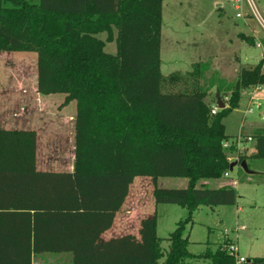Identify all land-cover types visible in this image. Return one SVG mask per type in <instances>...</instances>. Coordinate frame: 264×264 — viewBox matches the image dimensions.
<instances>
[{"label": "trees", "instance_id": "obj_1", "mask_svg": "<svg viewBox=\"0 0 264 264\" xmlns=\"http://www.w3.org/2000/svg\"><path fill=\"white\" fill-rule=\"evenodd\" d=\"M162 25L163 0H0V53L36 51L38 92L65 93V103L77 104L70 171L37 168L36 130L0 126V264H33L43 252H71L73 264H191L194 257L264 264V256L237 263L228 240L195 254L186 233L199 205L238 201L234 186L202 181L231 170L223 141L233 136L224 119L247 88L264 85V54L241 68L224 94L230 92L228 101L211 115L209 89L198 80L204 61L187 72L186 80H196L184 90L162 91ZM240 36L256 44L253 35ZM108 41L116 42V53L105 50ZM178 76L165 81L175 86ZM251 136L254 150L244 149L238 159L249 169L248 159L264 160V128ZM139 176L152 179L156 203L188 209L170 233L163 263L157 212L140 220L139 235L103 238ZM160 176H185L188 183L162 187Z\"/></svg>", "mask_w": 264, "mask_h": 264}, {"label": "rangeland", "instance_id": "obj_2", "mask_svg": "<svg viewBox=\"0 0 264 264\" xmlns=\"http://www.w3.org/2000/svg\"><path fill=\"white\" fill-rule=\"evenodd\" d=\"M30 1L38 3L40 0ZM254 1L264 19V0ZM245 12L249 14L245 19L236 17L235 6L229 0H163L161 71L165 80L172 73L181 76L172 80L175 86L164 80L162 91L184 90L196 80H186L187 72L193 69L194 63L204 61L208 67L198 80L209 89L206 101L211 110L220 101H228L230 92L224 94L236 83L241 68L254 66L264 54L263 46L257 45L264 39V27L248 7ZM241 32L253 35L256 44L242 39ZM101 37L105 39L106 33ZM105 50L116 53V42H106ZM37 60L36 51H1L0 126L6 129H35L38 126L37 168L68 171L75 145L76 100L65 103V93H38ZM222 81L227 84L222 85ZM257 94L260 96L256 97L261 104L259 108L253 105V112L245 113L249 101L248 95L243 93L240 106L225 117L228 135L234 136L243 130L239 134L248 137L247 133L252 135L256 126L264 125V87L259 88ZM252 142L246 140L241 147L248 145L250 153ZM248 162L259 171L250 174L243 167L239 173L234 171L239 194L236 204H201L194 212L193 224L186 230L190 235L191 252L202 254L208 248L214 251L226 240L228 245L234 243L238 235L240 255L248 258L264 256V160L248 159ZM146 178H136L137 182L130 189L129 202L121 213L131 210L134 203H141L139 214L127 219L124 227L115 225L103 234V238L128 233L139 235L140 220L157 212V232L162 238L164 252L160 261L163 263L170 246V233L177 222L187 216L188 209L175 203H156L152 183ZM183 180L187 181L185 178L161 177L159 186L184 187ZM243 226L245 230L241 229ZM70 255L71 252H43L35 254V259L36 264H72ZM188 261L191 264H212L210 259L203 257Z\"/></svg>", "mask_w": 264, "mask_h": 264}, {"label": "crops", "instance_id": "obj_3", "mask_svg": "<svg viewBox=\"0 0 264 264\" xmlns=\"http://www.w3.org/2000/svg\"><path fill=\"white\" fill-rule=\"evenodd\" d=\"M243 32H241V33H239V36L242 34ZM243 34H246V33H243ZM241 37V36H240ZM261 87H264V86H257V87H255V88H251V89H247V90H245V92L244 93H246L247 95H248V104H247V107L251 104V95L253 94V93H255L256 95H255V97H260L258 94H257V90L259 89V88H261ZM37 91H38V88H37ZM39 93V92H38ZM41 94V93H40ZM247 109V108H246ZM245 113H246V111H245ZM72 118H74V117H72ZM73 120H75V122H76V116H75V118L73 119ZM72 122V121H71ZM73 125H74V122H73ZM35 127V126H34ZM70 127V129H71V125L69 126ZM243 128H244V126H242ZM264 128V125H260V126H256L255 127V129L256 128ZM39 127L37 126V127H35V129H36V132H37V129H38ZM34 129V130H35ZM254 129V130H255ZM240 132H243V130H240L236 135H234L233 137H235V136H237V135H239V133ZM75 134H76V126H75V129H74V138H75ZM249 136H251L250 134H251V132L250 133H247ZM253 140V142H252V149L250 150V152H252L253 150H254V147H255V141H254V139H252ZM37 141H38V132H37ZM76 144V143H75ZM243 149H248V152H249V146L248 145H246V147H244ZM75 150H76V145H74V148H73V157H72V162L71 161H69V163L71 162V166L69 167V170L68 171H70V170H73V168H74V160H75ZM230 156V160L232 161V162H235V161H238V159H239V157H238V155H237V153L236 152H232L231 153V155H229ZM257 162H260V160H257ZM262 162V161H261ZM240 163H238V164H236L234 167H233V169H231L230 171H229V174L226 176H224L223 178H220V179H213V180H203L202 181V183H207V184H209L210 186L213 184V185H215V187H221V186H224V185H229L230 184V182L232 183L231 185L232 186H234L236 189H237V183H238V179L237 178H235L234 176H233V173H234V171L235 172H237V173H239V171L241 170V168H240ZM255 167L254 166H250V171H249V173L251 174H253V173H257L259 170H256V169H254ZM161 177H173V178H185L187 181H185V180H183L182 181V183H183V185H185V183H186V186H187V183H188V178L187 177H185V176H160L159 178H158V184H160V178ZM146 180H150V181H152V179L151 178H149V177H147L146 178ZM135 182H137L136 181V179H135V181H134V183L133 184H135ZM131 185V188H132V186H134V185ZM185 187V186H184ZM213 187V186H212ZM130 188V189H131ZM129 195H130V193H129ZM128 198H129V196L127 197V199H126V201H125V203H124V205H123V207H122V210L117 214V216H116V218H115V222H114V224H113V226H112V228L115 226V225H118V226H121V227H124V223H126L125 221L127 220V219H129V218H132V216H136V214L138 215L139 213H138V210L140 209V204H137V203H134L130 208H131V210H127L126 211V213L125 214H127V215H125V214H121L122 213V211L124 210V208H125V206L128 204ZM128 214H130V215H128ZM135 214V215H134ZM111 228V229H112ZM242 230H245L246 229V227L244 226V228H241ZM110 230V229H109ZM239 230V229H238ZM238 235H237V240L236 241H233L234 243H235V245L237 246V248H238V253L240 254V246H239V240H238ZM61 253H63V252H61ZM36 256H35V254H34V256H33V264H36ZM248 258V257H247ZM71 259V262H72V264H73V254L72 255H70L69 256V260Z\"/></svg>", "mask_w": 264, "mask_h": 264}, {"label": "built area", "instance_id": "obj_4", "mask_svg": "<svg viewBox=\"0 0 264 264\" xmlns=\"http://www.w3.org/2000/svg\"><path fill=\"white\" fill-rule=\"evenodd\" d=\"M231 1L236 9V17L238 18H246L247 14L245 12V8L248 7L251 11V14H253L259 21H261L263 27H264V19L261 15V13L259 12L256 3L254 0H229ZM257 45L259 46H263L262 42H259ZM228 99V98H227ZM222 102V101H220ZM253 105H255L257 108H259L261 106V104L259 102H257L256 97H255V93H253L251 95V104L247 107L246 109V113H252L253 112ZM220 109L219 107V103H217V105L214 106V108L211 110L212 114H216L218 112V110ZM264 118V117H263ZM252 136H248L245 137L242 134H239L235 137H233L230 140H225L223 141V146L229 150L230 153L232 152H236L238 157L240 155V153L243 152V148L241 147L242 143L246 140H252ZM231 146H234V149L231 150ZM229 174V172H226L225 175L227 176ZM244 228V226L242 227ZM239 229V228H238ZM228 250L234 254L237 258V263H241L246 261L247 257L242 256L238 253V248L235 245V243H230L228 245Z\"/></svg>", "mask_w": 264, "mask_h": 264}, {"label": "water", "instance_id": "obj_5", "mask_svg": "<svg viewBox=\"0 0 264 264\" xmlns=\"http://www.w3.org/2000/svg\"><path fill=\"white\" fill-rule=\"evenodd\" d=\"M219 107L220 108H223L224 107V103L223 102H219ZM239 162L238 161H235L231 164V169H233V167L238 164ZM240 165L246 170V171H250V169L248 168V164H247V161L244 160L240 163Z\"/></svg>", "mask_w": 264, "mask_h": 264}]
</instances>
